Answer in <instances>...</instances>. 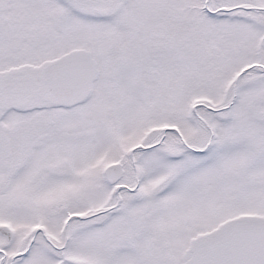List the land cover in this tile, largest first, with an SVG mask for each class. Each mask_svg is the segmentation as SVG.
<instances>
[{"label":"snow or ice","instance_id":"6c2138e0","mask_svg":"<svg viewBox=\"0 0 264 264\" xmlns=\"http://www.w3.org/2000/svg\"><path fill=\"white\" fill-rule=\"evenodd\" d=\"M0 264H264V0H0Z\"/></svg>","mask_w":264,"mask_h":264}]
</instances>
